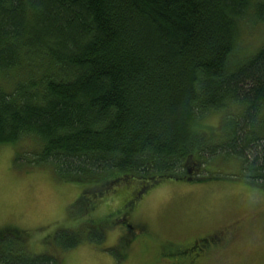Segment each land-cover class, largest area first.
<instances>
[{"label":"trees","instance_id":"obj_1","mask_svg":"<svg viewBox=\"0 0 264 264\" xmlns=\"http://www.w3.org/2000/svg\"><path fill=\"white\" fill-rule=\"evenodd\" d=\"M247 19L264 22V0H0V145L99 195L215 179L217 159L263 186L264 46L236 58ZM81 229L49 239L68 250ZM32 245L0 231V264H61Z\"/></svg>","mask_w":264,"mask_h":264},{"label":"rangeland","instance_id":"obj_2","mask_svg":"<svg viewBox=\"0 0 264 264\" xmlns=\"http://www.w3.org/2000/svg\"><path fill=\"white\" fill-rule=\"evenodd\" d=\"M240 28L236 58L243 61L241 55L264 46V22L247 19ZM206 121L218 125L220 114L210 113ZM15 154V146L0 145V231L22 230L36 254L54 252L61 264H186L161 259L159 249L223 232L220 247L226 248L205 264H264V185L243 181L237 161H213L215 179H163L140 196L142 183L129 179L99 195V184L65 181L49 165L16 162ZM122 219L125 224L116 223ZM80 226L88 237L71 249L49 239L60 228ZM131 226L149 236L134 239Z\"/></svg>","mask_w":264,"mask_h":264},{"label":"flooded vegetation","instance_id":"obj_3","mask_svg":"<svg viewBox=\"0 0 264 264\" xmlns=\"http://www.w3.org/2000/svg\"><path fill=\"white\" fill-rule=\"evenodd\" d=\"M133 231V238H143L144 235L149 236V233L142 229H136L135 226H131ZM223 232H214L207 236H198L192 238L186 244H166L159 249L161 259L172 258L174 261L184 262L186 264H205L206 258H214L215 255L225 249L226 247H220L223 245L225 238L222 236Z\"/></svg>","mask_w":264,"mask_h":264}]
</instances>
